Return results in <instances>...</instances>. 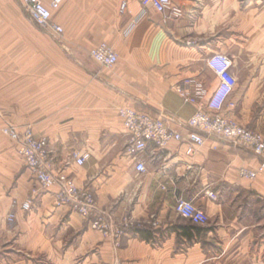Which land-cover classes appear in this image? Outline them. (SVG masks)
Returning <instances> with one entry per match:
<instances>
[{
	"label": "crops",
	"instance_id": "crops-1",
	"mask_svg": "<svg viewBox=\"0 0 264 264\" xmlns=\"http://www.w3.org/2000/svg\"><path fill=\"white\" fill-rule=\"evenodd\" d=\"M172 1L181 16L140 0H128L122 15L120 0H63L53 11L65 32L59 40L30 19L21 0H0V264H264V172L255 180L240 176L264 156L215 137L193 157L185 142L126 154L118 110L162 118L187 136L198 105L174 87L184 83L205 104L219 84L206 64L215 53L232 58L237 81L230 98L237 106L224 114L264 136V0ZM102 43L119 55L114 68L90 57ZM6 122L47 138L54 172L91 190L112 222L129 217L143 227L117 247L70 206H58L57 187L40 190L32 209L22 210L38 183L2 134ZM74 152L91 158L68 163ZM138 161L145 173L136 171ZM179 198L193 201L209 222L180 217Z\"/></svg>",
	"mask_w": 264,
	"mask_h": 264
},
{
	"label": "built area",
	"instance_id": "built-area-1",
	"mask_svg": "<svg viewBox=\"0 0 264 264\" xmlns=\"http://www.w3.org/2000/svg\"><path fill=\"white\" fill-rule=\"evenodd\" d=\"M30 19L41 29L52 31L59 40H63L65 32L62 26L54 22L53 11L58 10L63 0H54L50 6L44 0H21ZM143 7H152L158 13L171 12L175 16H181L182 12L172 0H140ZM128 10V0H120L119 13L125 14ZM136 25L132 22L125 30L124 35L131 33ZM91 59L102 68H114L119 62L116 50L102 43L90 52ZM207 66L216 73L219 84L205 104H198L195 98L188 93L184 83L174 87L184 102L197 104L198 109L191 117L187 126L189 133L183 136L174 132L164 119L151 116L148 113L138 111L132 107H122L118 110L119 116L128 136L126 154L136 157L143 153L148 144H154L158 149H165L171 142H185L188 144L187 156L193 157L200 148L206 145L208 138L215 137L235 148L251 150L256 156H264V136L256 131L241 126L238 122L224 114V110H233L237 104L230 101L236 88L237 81L231 70L233 60L226 54L215 53L206 59ZM2 134L8 137L16 147L17 154L22 157L34 176L38 187L34 188L31 196L21 205L22 210L32 209L33 199L40 190H49L57 187L55 200L58 206H70L82 218L89 222L90 227L105 236L114 239L115 245H121V241L131 230H140L143 224L124 218L120 223L112 222L111 218L99 211L94 193L87 188H80L74 179L64 171L54 172L51 163L49 141L47 138H38L31 126L20 128L10 122H6L2 128ZM91 158L89 153L74 152L68 163L74 162L78 166H84ZM136 171L146 172V165L138 161ZM264 172V164L257 170L241 169L240 176L246 180H255ZM212 200L217 196L208 193ZM17 206V201L13 202ZM176 213L196 225H206L209 222L206 212L193 201L179 198L175 206ZM15 220V214L9 216V222ZM156 226L157 223H153Z\"/></svg>",
	"mask_w": 264,
	"mask_h": 264
},
{
	"label": "rangeland",
	"instance_id": "rangeland-1",
	"mask_svg": "<svg viewBox=\"0 0 264 264\" xmlns=\"http://www.w3.org/2000/svg\"><path fill=\"white\" fill-rule=\"evenodd\" d=\"M5 136V135H4ZM6 137V136H5ZM8 139V137H6Z\"/></svg>",
	"mask_w": 264,
	"mask_h": 264
}]
</instances>
